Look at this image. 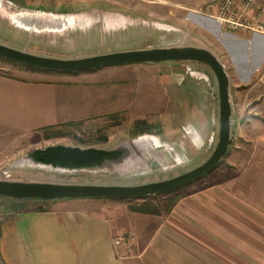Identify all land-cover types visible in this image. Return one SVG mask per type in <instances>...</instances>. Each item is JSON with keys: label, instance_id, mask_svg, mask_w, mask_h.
Here are the masks:
<instances>
[{"label": "rangeland", "instance_id": "rangeland-1", "mask_svg": "<svg viewBox=\"0 0 264 264\" xmlns=\"http://www.w3.org/2000/svg\"><path fill=\"white\" fill-rule=\"evenodd\" d=\"M205 2L0 0V43L32 54L65 59L120 50L190 45L208 48L223 63H228L219 39L227 40L225 33L229 31L204 14ZM21 16L52 23L43 26L35 23L29 27L16 20L15 17ZM227 65L229 73L231 70ZM0 73L19 79L54 82L69 91V103L65 100L68 105L83 109L81 114H75L52 129L0 139V179L141 184L171 178L199 166L212 155L219 139L218 81L213 69L202 62L129 63L65 73L34 70L0 59ZM238 93L230 86L232 102L239 101L244 109L249 108L248 103L241 102ZM60 95L63 101V92ZM90 106L93 108L89 109ZM194 106L200 109V113L206 111L209 115L208 121L213 125L208 130L199 118L191 116ZM235 107L234 122L237 123L239 113ZM142 137L151 139L147 143L152 147L139 150L136 143H142L138 141ZM60 145L127 148V160L117 168L62 171L52 161L29 158L40 148H58ZM234 152L231 144L227 155L211 173L175 191L172 197L164 194L150 196V201L163 208L159 215H168L171 211L167 212L168 207H172L173 202L176 205L187 192H191V188L198 190L233 174ZM10 200L13 199L0 197V248L1 225L7 217L17 214V209L12 208L15 201ZM62 200L36 199L21 204L35 210H60ZM95 200L88 206L92 210L105 208L116 213L131 212L145 201L142 198ZM16 206L25 209L22 205ZM130 261V264H139L136 259ZM0 264H8L1 249Z\"/></svg>", "mask_w": 264, "mask_h": 264}, {"label": "crops", "instance_id": "crops-1", "mask_svg": "<svg viewBox=\"0 0 264 264\" xmlns=\"http://www.w3.org/2000/svg\"><path fill=\"white\" fill-rule=\"evenodd\" d=\"M225 35L227 40H219L231 70L230 86L249 106L232 102L233 174L191 188L166 216L95 211L88 207L93 198L62 200L60 210L48 211L21 204L32 200H10L17 214L2 223L0 248L8 264H130V259L139 264H264V34ZM68 94L54 82L0 74V139L81 114L82 108L67 104ZM200 112L194 106L191 116L208 130L213 122ZM139 141L145 143L139 150L152 147L146 137ZM125 232L135 236L129 250L114 244Z\"/></svg>", "mask_w": 264, "mask_h": 264}, {"label": "water", "instance_id": "water-1", "mask_svg": "<svg viewBox=\"0 0 264 264\" xmlns=\"http://www.w3.org/2000/svg\"><path fill=\"white\" fill-rule=\"evenodd\" d=\"M16 18L25 26L48 25L51 21L36 18ZM60 26V24H58ZM61 28V27H60ZM0 56L15 62L52 71L65 73L91 70L108 65L162 61H197L208 64L214 71L219 88V139L212 155L199 166L171 178L135 185L121 184H72L29 180L0 179V197L14 200H62L81 198H146L153 195L177 191L211 173L224 156L227 155L232 138L233 104L230 94L231 80L221 59L210 49L196 46L148 47L113 51L76 58H57L32 54L0 43ZM140 139V138H139ZM148 139V138H147ZM151 140V139H148ZM139 141V140H138ZM142 143H136L140 148ZM134 148V146L131 144ZM130 150V149H129ZM138 150V149H137ZM131 151V150H130ZM128 153L127 148L102 149L97 147H72L60 145L58 148L38 149L29 158L52 161L60 170L77 171L81 169H104L123 166Z\"/></svg>", "mask_w": 264, "mask_h": 264}, {"label": "built area", "instance_id": "built-area-1", "mask_svg": "<svg viewBox=\"0 0 264 264\" xmlns=\"http://www.w3.org/2000/svg\"><path fill=\"white\" fill-rule=\"evenodd\" d=\"M204 9L205 15L229 32L264 34V0H206ZM134 242L132 232H125L114 239L116 246L127 250Z\"/></svg>", "mask_w": 264, "mask_h": 264}, {"label": "trees", "instance_id": "trees-1", "mask_svg": "<svg viewBox=\"0 0 264 264\" xmlns=\"http://www.w3.org/2000/svg\"><path fill=\"white\" fill-rule=\"evenodd\" d=\"M0 59H2V60H9V59H6V58H4V57H1L0 56ZM9 61H11V62H13V64H15V65H19V66H24V67H28V68H30V69H36V70H41V71H52V70H47V69H40V68H35V67H31V66H27V65H24V64H21V63H18V62H15V61H13V60H9ZM72 73H76V72H72ZM1 74V73H0ZM11 77V76H10ZM53 127H55V126H52V127H47V128H44V129H52ZM175 192V191H174ZM174 192H168V193H165L164 195H171L172 193H174ZM173 195H171V197H172ZM150 197V196H149ZM149 197H146V198H143V199H145V201H143V203H141V204H139L138 206H136V207H134L132 210L133 211H136V212H140V213H146V214H154V215H159V214H161L162 213V210H163V208L159 205V204H157V203H153L152 201H150L149 200ZM175 204H174V202H173V206H174ZM173 206L171 207H168V211L167 212H169L170 210H171V208H173ZM36 210H38V211H44V210H42V209H36Z\"/></svg>", "mask_w": 264, "mask_h": 264}]
</instances>
